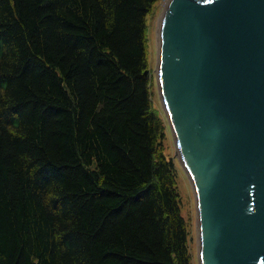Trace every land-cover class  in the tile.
<instances>
[{"label":"trees","instance_id":"16d2710c","mask_svg":"<svg viewBox=\"0 0 264 264\" xmlns=\"http://www.w3.org/2000/svg\"><path fill=\"white\" fill-rule=\"evenodd\" d=\"M159 0H0V264H192L166 119Z\"/></svg>","mask_w":264,"mask_h":264},{"label":"water","instance_id":"95a60500","mask_svg":"<svg viewBox=\"0 0 264 264\" xmlns=\"http://www.w3.org/2000/svg\"><path fill=\"white\" fill-rule=\"evenodd\" d=\"M156 77L199 264H264V0H168Z\"/></svg>","mask_w":264,"mask_h":264},{"label":"rangeland","instance_id":"374dc122","mask_svg":"<svg viewBox=\"0 0 264 264\" xmlns=\"http://www.w3.org/2000/svg\"><path fill=\"white\" fill-rule=\"evenodd\" d=\"M159 1L155 2L154 7L149 15H147V31H146V37H147V56H148V66H149V74H150V79H151V89L149 90L151 92V101L152 105L154 108H156L161 116L166 119L164 116V110L162 107V104H160V96H159V91H158V84H157V79L156 77V58H157V50H158V34H159V24H160V19H161V4ZM166 134H167V142H166V148L165 152L170 155L171 157L174 158L176 167H177V183H178V191L180 194V199H181V212L182 216L185 217L186 222L188 224V229H189V239H188V244H189V254L191 256V261L192 264H199L198 261V232H197V216L196 215V204L195 202V196L192 191V185L190 183L189 178H187V174L181 166V163L179 162L178 158L174 154L175 151V145L174 141L172 140L173 137L171 135V130L169 129V125L166 120Z\"/></svg>","mask_w":264,"mask_h":264},{"label":"built area","instance_id":"2783aa9c","mask_svg":"<svg viewBox=\"0 0 264 264\" xmlns=\"http://www.w3.org/2000/svg\"><path fill=\"white\" fill-rule=\"evenodd\" d=\"M167 1L168 0H160V4H161V12L163 13V11H164V9H165V7H166V5H167Z\"/></svg>","mask_w":264,"mask_h":264}]
</instances>
